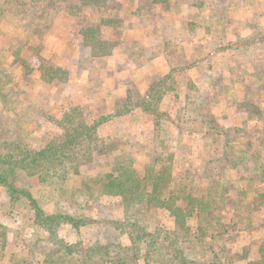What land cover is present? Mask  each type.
I'll list each match as a JSON object with an SVG mask.
<instances>
[{
    "label": "trees",
    "instance_id": "trees-1",
    "mask_svg": "<svg viewBox=\"0 0 264 264\" xmlns=\"http://www.w3.org/2000/svg\"><path fill=\"white\" fill-rule=\"evenodd\" d=\"M106 1L0 0V39L8 40L6 45L0 46V190L5 191L11 203L24 204L30 209L35 230L39 233L37 239L28 243V252L35 260L22 264H127L131 255L144 264H198L189 257L192 251L204 257L201 264H264V221L261 224L263 236L254 246L258 258L248 257L251 249H245L238 256L231 255L222 243L231 228L253 230L252 219L245 216L264 214V132L238 127L227 130L205 112L209 92H202L203 88L192 77L179 79L181 73L199 72L207 62L208 71L215 77L209 83L216 85V89L221 86L223 95L227 93L225 90L236 89V85L242 83L237 92L227 93L230 104L255 119L264 120V69L249 77L243 76L250 67V58L244 62L230 60L231 51L238 53L253 46H263L264 29L250 26V34L246 37L237 35L239 30L235 31L233 35L238 40L229 41L230 30L226 24L231 22L226 23L222 18L223 0L211 3L216 10L220 9L216 25L222 28L221 35L215 36L211 57H200L191 65L172 69L153 82L138 100L128 96L124 105L113 114L119 118L140 112L151 117L156 137L163 138L159 145L175 143L172 129H180L184 117L193 119L195 128L202 132L207 149L200 157V166L186 165L183 161L176 164L175 153L166 154L163 159V155L155 151L140 172L137 158L121 144V140L115 136H97L98 128L110 122L113 116L90 122L84 117L83 109L77 106H71L63 114L61 135L48 137L38 148L27 142L28 136L36 132L29 127L36 125L42 115L37 114L36 105L29 107L23 100L21 80L25 82L30 76L37 75L47 83L61 82L69 78V73L50 61L35 60L36 66H31L23 60L25 49L39 55L41 48L31 39L24 41V37L31 35L40 39L38 22L58 3L68 5L70 10H84L85 7H101ZM237 1L232 0L230 5ZM157 3L158 0H154L153 5ZM208 3L209 0H199L195 5ZM207 32L211 33L208 29ZM82 36L93 61L113 55L116 44L102 38L100 26L84 25ZM222 55H229L228 60L221 59ZM229 61L238 66L232 70ZM224 73L230 84L226 87ZM216 79L222 82L216 83ZM250 79L253 82L250 83ZM248 86L252 88L247 89ZM168 97L184 100V107L174 118L162 111ZM101 161L108 163L99 167L98 174L91 175L89 169ZM177 167L183 170L176 172ZM21 174L36 183L41 199L55 205L53 213L46 212L34 188L21 186ZM103 197L120 199L124 218L95 220L91 216L92 207ZM133 206L166 212L175 224V240L166 243L161 239L160 229L151 230L150 225L131 216L129 210ZM88 207H91L89 213ZM99 224L102 226L100 232L97 231L95 240L89 241L90 247L86 248L81 231ZM63 225H69L76 232L75 243L61 237ZM2 229L5 230L0 224V242L6 236ZM108 233L115 234L113 240L104 238ZM41 234L46 238H41ZM123 237L131 244V255L129 249L113 247ZM6 248L7 241L4 240L0 244L1 259L6 255Z\"/></svg>",
    "mask_w": 264,
    "mask_h": 264
},
{
    "label": "rangeland",
    "instance_id": "rangeland-1",
    "mask_svg": "<svg viewBox=\"0 0 264 264\" xmlns=\"http://www.w3.org/2000/svg\"><path fill=\"white\" fill-rule=\"evenodd\" d=\"M74 1L79 3L78 0ZM198 1L158 0V3L153 5L154 0H107L101 7H85L84 10L75 8L70 10L64 3L53 6L38 22L40 39L31 35L23 39L24 41L31 39L36 46L41 45L40 54L25 49L22 57L31 66H36L35 60L40 59L53 62L55 66L66 70L69 78L61 82L47 83L40 80L37 75H32L25 82L21 80L23 100L27 101L29 107L36 105L39 109L37 114L42 115L36 125L29 127V130L32 128L36 130L35 134L27 138L30 146L38 148L46 143L48 137L61 135L64 129L62 116L71 106L82 108L84 117L90 122L104 116H113L116 110L124 105L128 96H132L135 101L138 100L146 94L153 82L170 73L172 69L191 65L200 57L210 58L211 48L216 44L215 36L221 35L219 32L222 28L216 25L220 9L216 10V6H211L216 0H209L210 3L204 6H196ZM223 1L225 7L221 10L222 18L226 23L231 22L226 24L230 30L229 41L238 40L233 35L235 31L239 30L237 35L246 37L250 34V26H260L264 29V0L252 2L238 0L232 6L230 5L232 0ZM88 24L100 26L102 38L116 44L112 56L93 61L91 50L84 45L82 36V29ZM207 29L211 33L207 32ZM7 42L8 40L0 39V46L6 45ZM228 58L229 55L221 56V59ZM239 59L251 62L243 76L249 77L257 70L261 71V68L264 69V45L253 46L238 53L231 51L230 60ZM255 63L258 66H255ZM229 65L232 70L238 66L233 61H229ZM226 75L227 73L223 74L225 87L230 85ZM188 77L197 80L199 86L203 88L202 92H209L205 112H209L210 117L218 124L227 130H230V127H238L251 132L258 130L264 132V120L255 119L245 114L244 110L230 104L227 93L237 92L236 89H241L242 83L236 85V89L225 90L227 93L223 95L221 86L216 89V85L212 86L209 83L215 77L208 71L207 62L203 63V68L199 72L193 70L189 74L181 73L179 79L186 80ZM216 80V83L222 82ZM251 82L253 80L250 79ZM252 86L255 88L253 83ZM252 86L246 88L251 89ZM183 107V99L168 97L164 100L162 111L170 113L173 117ZM110 120L98 128L97 136L100 138L115 136L121 140V144L137 158V168L140 172L144 170L149 162L148 158L155 151L159 155L162 154L163 159L166 158V154L175 153L176 164L183 161L186 165L191 163L196 167L200 166V157L207 150L201 137L202 132L195 128L193 119L188 117L183 118L180 129H172L171 136L175 143L170 145L168 143L159 145L162 137H156L153 119L143 113L135 112L119 118L113 116ZM105 163L108 161H101L89 167L90 174H98L99 167ZM181 167L175 168V171L180 172L183 170ZM20 182L23 188H34L37 198H40L33 180L21 174ZM40 201L47 213L55 211V205L47 203L45 198L44 200L40 198ZM90 208H87L88 213ZM129 214L150 225L151 230L160 229L161 239L166 243L177 237L173 219L162 210L133 206ZM91 216L98 221L103 219L115 221L124 218L125 210L120 199L103 197L92 207ZM245 217L252 219L253 230L249 232L241 228H231L222 243L231 255L238 256L245 249H251L248 257L256 259L258 255L254 246L263 236L261 224L264 221V214ZM32 218V213L26 205L11 203L5 191L0 190V224L5 228L1 232L6 231L2 241H7L4 252L6 255L3 259L0 258V264H22L35 260L34 255L28 252L30 249L28 243L37 239L39 235ZM100 228L102 226L99 224L96 228L89 227L81 231L86 248L90 247L89 241L95 240ZM105 235L104 238L110 237L112 240L115 237L112 233ZM61 237L69 243H75L78 239L76 232L69 225H63ZM41 238H46V235L41 234ZM118 246L129 249L128 253L131 255V244L126 237L120 238L113 247ZM189 253L191 260L201 264L204 258L202 255L196 251ZM127 264L144 263L135 260L131 255Z\"/></svg>",
    "mask_w": 264,
    "mask_h": 264
}]
</instances>
